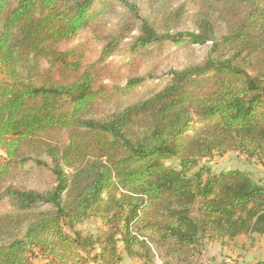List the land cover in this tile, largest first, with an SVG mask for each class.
Wrapping results in <instances>:
<instances>
[{
	"label": "trees",
	"instance_id": "1",
	"mask_svg": "<svg viewBox=\"0 0 264 264\" xmlns=\"http://www.w3.org/2000/svg\"><path fill=\"white\" fill-rule=\"evenodd\" d=\"M169 46L208 47L146 87ZM0 151V264H119V243L189 264L206 235L264 237L262 183L187 176L228 152L264 168V0H0Z\"/></svg>",
	"mask_w": 264,
	"mask_h": 264
},
{
	"label": "rangeland",
	"instance_id": "2",
	"mask_svg": "<svg viewBox=\"0 0 264 264\" xmlns=\"http://www.w3.org/2000/svg\"><path fill=\"white\" fill-rule=\"evenodd\" d=\"M181 32H193V29L188 26V24L181 29ZM84 36L76 39L75 41L69 44L61 45V50H69L79 45L82 42ZM208 46L203 47H195L192 51H187L182 48H177L176 46H169L163 54L160 56L156 70L152 76H147L149 71L148 67L142 68L139 70L140 76H145V85L146 87H152L154 85H159V87H163L169 77L171 71L179 70L184 68L188 64L200 62L206 54ZM99 48L95 45H89L88 51L85 54L84 61L87 63H91L96 60L98 56ZM128 58L125 55H114L107 59L106 63L109 64V68L112 71H120L122 73L123 65L126 64ZM105 84H111L109 80L104 81ZM122 85L125 83L124 80L120 82ZM204 123L195 122L190 125L189 131L186 135H192L198 128L202 127ZM5 157L4 153L0 151V160ZM165 165L167 167H171L175 170H180L179 161L176 159L166 161ZM241 171L249 174L254 181L259 182V177H264V168L255 160L251 158H247L244 155L237 152H228L222 155H213L210 158L202 159L199 161L197 167L187 174L188 177L194 175V173L201 171L203 180L207 177H211L214 175H218L220 173H225L228 171ZM45 187V185H43ZM5 208V207H4ZM102 227V223L99 219H89L84 223L74 226L73 230L65 229L68 232L78 231L82 234L87 235H95ZM257 240H250L248 243V248L243 249L244 253H253V255L249 258L248 262H253L256 256L260 255V250L264 249V237L256 238ZM218 241L220 238L215 237L214 235H206L200 241V249L201 252H206L208 255L204 258L203 262L200 264H244L245 262L238 260L237 258H232L235 256V253L230 254H220L219 257L217 254L219 253ZM211 243V244H210ZM216 243L215 247H212L213 244ZM253 243L251 246L250 244ZM211 245V246H208ZM253 248V249H252ZM118 250L121 255V261L119 264H141L140 262L128 258L122 250V245L119 243ZM251 250V251H250ZM203 253L196 257V262L193 261L189 264H199L200 257ZM216 258V259H215ZM33 264H44L45 261L40 257H33ZM246 262V263H248ZM88 264H100L98 261L89 262ZM154 264H164V261L157 257L155 259ZM178 264V263H173ZM182 264V263H179ZM264 264V262H263Z\"/></svg>",
	"mask_w": 264,
	"mask_h": 264
},
{
	"label": "crops",
	"instance_id": "3",
	"mask_svg": "<svg viewBox=\"0 0 264 264\" xmlns=\"http://www.w3.org/2000/svg\"><path fill=\"white\" fill-rule=\"evenodd\" d=\"M259 182L264 185V177H259ZM215 237L220 238L218 236H215ZM261 237H263V236H256V235H252L250 237L238 236L234 239L220 238V241H218L219 253L217 254V256L219 257L220 254H225V253L226 254L235 253V256H232V258H237L238 260H241V262L244 261L245 262L244 264H253L256 262H264V249L260 250V253H259L260 255L256 256L255 257L256 259L253 262H248L249 258L253 255V253H251V252L244 253L243 252V249L248 248V243L250 240L254 241V240H257L256 238H261ZM250 245L252 246L253 243H251ZM208 246H211V245H208ZM215 246H216V243L212 245V247H215ZM201 253H203V254L201 255L200 261H198V263L203 262V260H202L203 255H204V258H206V256L208 255V253L206 254V252H203V251ZM195 262H196V260H195ZM246 262H248V263H246ZM240 264H242V263H240Z\"/></svg>",
	"mask_w": 264,
	"mask_h": 264
}]
</instances>
